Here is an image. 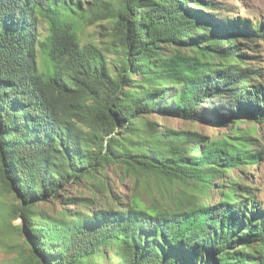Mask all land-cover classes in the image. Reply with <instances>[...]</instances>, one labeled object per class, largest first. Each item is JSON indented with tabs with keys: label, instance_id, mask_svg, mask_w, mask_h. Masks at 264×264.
<instances>
[{
	"label": "trees",
	"instance_id": "trees-1",
	"mask_svg": "<svg viewBox=\"0 0 264 264\" xmlns=\"http://www.w3.org/2000/svg\"><path fill=\"white\" fill-rule=\"evenodd\" d=\"M219 9L205 0H0V185L18 200L11 213L25 220L16 230L30 248L17 264H93L101 254L105 264H264V208L250 187L228 181L261 161L238 131L264 123V79L237 41L264 36V24ZM95 23L108 40L82 44L81 28ZM156 111L228 131L156 128ZM113 164L181 192L161 207L135 196L126 207L45 209L73 182L104 186Z\"/></svg>",
	"mask_w": 264,
	"mask_h": 264
},
{
	"label": "rangeland",
	"instance_id": "rangeland-1",
	"mask_svg": "<svg viewBox=\"0 0 264 264\" xmlns=\"http://www.w3.org/2000/svg\"><path fill=\"white\" fill-rule=\"evenodd\" d=\"M205 1H214V5L220 9L212 10V12L220 17L248 19L254 23L264 24V0ZM41 30L43 34H47L46 24L41 25ZM79 34L82 44L95 41L102 45V42L108 40L105 29L98 23L85 25L81 28ZM237 42L240 44L239 53L244 54L243 57L247 63L263 75L258 79H264V36L239 39ZM107 55L111 64L117 67L120 63L118 52L116 50L107 51ZM38 57L41 71L47 75L52 73V63L40 46H38ZM135 77L140 78L139 75ZM221 101V97L210 98L206 100L205 107L213 108ZM206 115L208 117L210 114ZM148 117L150 121L154 122L156 128L191 129L212 138L221 137L223 133L228 131L226 128L215 126L208 120L190 121L165 115L160 111L153 112ZM240 127L238 134H241L243 140H250V149L261 153V161L254 165L239 166L229 171L228 181H235L240 184L244 191L249 190L246 187H250V190L257 195L264 208V123L244 121ZM103 176L104 186H96L92 179H83L71 183L61 192L62 196L57 198L55 202L46 203L44 205L45 209L52 215H58L66 208L72 211L87 212L88 209L96 210L100 207H106L108 203L114 204L115 199L120 202L122 207H126L135 196L149 205L153 203L161 207L173 201L181 192V187L177 183L168 184L154 177L140 176L138 178L128 174L124 168L116 164L108 166ZM224 182L225 180L217 181V187L213 190L215 199L221 197V185ZM73 198L82 199L83 203H75L71 200ZM17 202L18 200L14 195L7 192L0 185V223L5 222L4 225H6L5 231L0 228V264H17L22 260L23 255L30 253L29 245L25 244L26 236L20 235L16 230L17 226L25 223V220L15 218L11 213L10 205L17 204ZM92 261L93 264L106 263V259L102 254L94 256Z\"/></svg>",
	"mask_w": 264,
	"mask_h": 264
}]
</instances>
